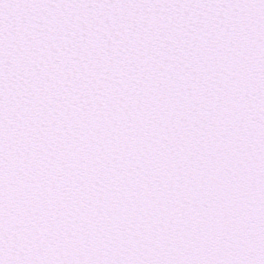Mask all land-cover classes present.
I'll list each match as a JSON object with an SVG mask.
<instances>
[{"label":"snow or ice","instance_id":"obj_1","mask_svg":"<svg viewBox=\"0 0 264 264\" xmlns=\"http://www.w3.org/2000/svg\"><path fill=\"white\" fill-rule=\"evenodd\" d=\"M0 264H264V0H0Z\"/></svg>","mask_w":264,"mask_h":264}]
</instances>
